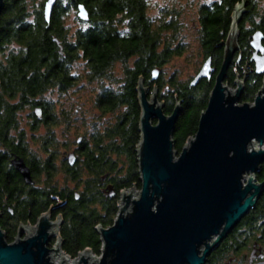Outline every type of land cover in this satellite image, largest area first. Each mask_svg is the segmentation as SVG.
<instances>
[{"label": "trees", "instance_id": "16d2710c", "mask_svg": "<svg viewBox=\"0 0 264 264\" xmlns=\"http://www.w3.org/2000/svg\"><path fill=\"white\" fill-rule=\"evenodd\" d=\"M47 1L6 0L0 15V226L7 241L13 242L22 224L36 225L39 217L50 211L51 219H62L59 237L64 253L76 258L89 249L101 255L103 242L97 227L113 225L123 190L141 189L137 154L141 139L139 80L143 78L149 88V97L157 87L166 114H171L176 104L181 103L173 136L175 149L180 152L198 131L217 74L202 79L196 86L191 85L195 77L182 82L172 74L165 81L164 67L174 55L181 54L182 44L173 48L170 38L163 39L162 32L175 30L176 24L173 20L164 21L156 29L147 14L148 0H69L73 9L84 5L90 18L71 37L63 25L65 9L59 1L50 21H46ZM242 1L222 0L221 5L199 8L203 63L212 56L213 65L220 70L232 13ZM253 15L259 18L258 11L246 13L252 26L264 29V20L254 22ZM246 17L243 16L239 25L242 57L239 63L235 59L225 83L236 87L237 78L243 77L241 102L252 103L263 85L264 74L255 71L249 30L242 27ZM80 59L85 64L87 79L101 84L94 104L108 120L102 130L90 134V139L78 136L79 147L72 153L77 159L74 166L61 161L70 181L77 182L76 190H71L54 181L59 146L68 149L66 146L76 143L66 139L60 143L55 131L63 125L62 136L66 137L71 113L62 109L60 102L54 104L43 96L53 89L62 93L72 88L78 79L73 65ZM118 62L123 64L120 76L113 73ZM154 70H160V74L153 82ZM26 108L30 111V130L35 132L41 127L46 130L45 135L38 137L46 157L36 155L26 129L20 128V113ZM15 157L25 161L34 185L26 184L12 166ZM256 178L264 181V163ZM80 182L82 189L78 186ZM238 227L253 228L257 234L261 233L264 243V192ZM230 245L223 241L208 264L223 259V254L232 249Z\"/></svg>", "mask_w": 264, "mask_h": 264}, {"label": "water", "instance_id": "95a60500", "mask_svg": "<svg viewBox=\"0 0 264 264\" xmlns=\"http://www.w3.org/2000/svg\"><path fill=\"white\" fill-rule=\"evenodd\" d=\"M5 2L0 0V15ZM56 3L48 0L45 4L47 22ZM245 5L243 0L234 11L222 66L198 131L180 152L175 149L173 136L181 103L166 114L157 87L149 97V88L143 78L139 80L141 139L137 154L141 189L123 190L114 224L97 227L103 242L101 258L86 249L71 260L62 250L59 237L62 219L53 221L48 211L36 225L22 224L12 243L0 226V264H206L209 254L264 192V181L256 178L264 163V82L252 103L241 102L244 78H237L234 89L225 83L240 48L239 24ZM77 9L78 17L89 21L86 7L80 4ZM263 40V33L257 31L251 42L252 60L260 75L264 74ZM214 72L210 58L191 85L210 79ZM159 74L160 70L153 71V82ZM75 162L71 154L70 163ZM11 164L26 184L34 185L22 158H13ZM55 233L58 238L50 247Z\"/></svg>", "mask_w": 264, "mask_h": 264}, {"label": "rangeland", "instance_id": "374dc122", "mask_svg": "<svg viewBox=\"0 0 264 264\" xmlns=\"http://www.w3.org/2000/svg\"><path fill=\"white\" fill-rule=\"evenodd\" d=\"M57 1H59V3H61V6L65 9L63 15V25L67 29L69 36L71 37L79 27L85 26V21H82L78 17V9L76 10L71 8L69 0ZM205 1L206 0H148L149 8L147 14L152 18L153 25L156 29L160 27L164 23V21L173 20L176 24L175 30H167L162 32L163 39L166 40L170 38L172 40L171 44L173 48H176L179 44H182L181 54L174 55L170 59L169 63L164 67L165 81H167L172 74H175L177 79L182 82L189 81L197 76L198 69L200 70L202 66V58L204 56V51L203 49H201L199 43L200 22L198 11ZM259 8L261 9V11H264V8H261V6H259ZM173 36L174 39L171 38ZM122 71L123 64L120 62L116 63L113 68V73L117 76H120L122 74ZM73 73L77 75L78 79L76 81V84L72 88L62 93L58 89H53L48 91L43 96L44 99L51 100L54 102V104L60 102V105H62V109L67 110L71 113V121L66 125L65 129L66 137L62 136L63 125L56 127L55 131L57 136H59L60 143H62L65 139L68 141L70 140L76 142L79 135H85L87 139H90V134L93 131H97L98 129L102 130L105 122L108 120V117L103 118L94 104L97 93L101 90V84L98 81H90L89 79H87L86 67L82 59H80L73 65ZM240 78L242 79L243 77ZM229 87L231 89L235 88L233 86ZM60 105L58 107H60ZM29 112L30 111L26 108L20 113L22 119L20 128L22 127L26 129L29 144L35 150V152H37L36 155L46 157L47 154L44 153V150L39 145L40 139H38L39 136L45 135L46 130L43 127L39 128L35 132L30 130ZM78 147L79 145L77 144V142L68 147L66 146V148L68 149L59 146L60 153L57 165L58 170L54 181L57 182L62 188L67 187L71 190H76L75 188L77 182L74 183L70 181L65 171H63L64 168L61 161L64 160L68 164H71L70 155L73 152H76L75 150ZM76 163L77 159L75 164ZM75 164L71 165L74 166ZM80 166L83 167L82 165ZM78 186L80 187V189H82V182H80ZM116 218L114 219V221L116 220ZM32 231H34V228H32ZM30 234H32V232ZM27 236L28 234L26 235V237ZM57 238L58 236L57 234H55L52 241L56 242ZM54 244H51L50 247H53ZM246 253L249 254L250 250H244V252L240 253L238 257L232 260L231 264H244L241 263L239 259H243V256ZM93 255L95 257L99 256L97 254ZM231 256L233 259L234 254H231ZM72 259L75 258H71V260ZM226 261L227 258L223 260L222 264H225Z\"/></svg>", "mask_w": 264, "mask_h": 264}, {"label": "flooded vegetation", "instance_id": "af4514ba", "mask_svg": "<svg viewBox=\"0 0 264 264\" xmlns=\"http://www.w3.org/2000/svg\"><path fill=\"white\" fill-rule=\"evenodd\" d=\"M222 0H206L202 6L203 7H207V8H211L212 6H214V4L218 3L221 5ZM243 2V1H242ZM237 3L234 7V11L236 9V6L241 4ZM245 14L243 16L246 17V13H249L250 11H258L259 12V18L256 19V16L253 15L254 18V22H261L262 20H264V11H261V9L259 8V6H261V8H264V0H245ZM234 11L232 13V17L234 14ZM243 18V17H242ZM242 22V20H241ZM240 22V24H241ZM244 24H243V30H249V32H247V36H248V40L250 43V52H251V57L253 58V53H254V49L251 45L252 42V36L255 32L257 31H261L264 35V29L263 28H257L252 26V21L249 18H245L243 20ZM262 23V22H261ZM239 24V25H240ZM240 30V35H241V28L239 27ZM229 34V33H228ZM228 37V35H227ZM240 37V36H239ZM227 40V38H226ZM226 40L223 42V44L226 42ZM263 46H264V40H263ZM242 57V53H240V48L239 50L236 52L235 56H234V61L232 63V65L237 61L238 63L240 62ZM207 60L211 58L212 60V69H214V74H218V72L220 70H218L214 65H213V58L212 56H208L206 57ZM236 59V61H235ZM206 60V61H207ZM254 65L255 62L254 60H252ZM231 65V66H232ZM230 66V67H231ZM249 65H247V70H248ZM221 69V68H220ZM230 69V68H229ZM229 71V70H228ZM241 223V222H240ZM240 223L238 224V226L240 225ZM238 226H236V228L232 231L231 234L228 235V237L224 240V241H228L230 242V248H232L230 251H228L227 253L223 254V260H225L227 258V261L225 262V264H231L232 260H234L236 257H238V255H240L241 253V248H243L245 251H249L250 253H246L243 256V259H239V261L241 263H246V264H264V243L261 233H258L252 228L250 229H246V228H239ZM247 233V235H246ZM249 233V234H248ZM241 234V236H240ZM245 234V235H244ZM241 238V239H238ZM233 239L235 240V242L233 241ZM231 254H234V258L232 259ZM246 260V262H245Z\"/></svg>", "mask_w": 264, "mask_h": 264}, {"label": "bare ground", "instance_id": "6f19581e", "mask_svg": "<svg viewBox=\"0 0 264 264\" xmlns=\"http://www.w3.org/2000/svg\"><path fill=\"white\" fill-rule=\"evenodd\" d=\"M121 194H122V193H121ZM120 199H121V198H120ZM252 209H253V208H252ZM252 209L250 210V212L252 211ZM250 212H249V213H250ZM249 213H248V214H249ZM248 214H247V215H248ZM247 215H246V216H247ZM246 216H245V217H246ZM245 217H244V218H245ZM244 218H243V219H244ZM243 219H242L240 222H242ZM240 222H239V223H240ZM237 226H238V225H237ZM235 228H236V227H235ZM235 228H234V229H235ZM234 229H233V230H234ZM233 230H232V231H233ZM232 231L230 232V234L232 233ZM55 234H56V233H55ZM227 237H228V236H227ZM227 237H225V238H224V239L218 244V246L214 248V250L212 251V253L209 254V256L207 257L206 264L209 263L210 256L213 254V252H215V251L220 247V245L223 243V241H224ZM10 243H12V242H10ZM242 252H244V249H243V248H241V253H242ZM58 259H61V256L58 257ZM58 262H59V261L57 260V263H58ZM222 263H223V259H221L217 264H222Z\"/></svg>", "mask_w": 264, "mask_h": 264}, {"label": "built area", "instance_id": "2783aa9c", "mask_svg": "<svg viewBox=\"0 0 264 264\" xmlns=\"http://www.w3.org/2000/svg\"><path fill=\"white\" fill-rule=\"evenodd\" d=\"M96 258L100 259V258H101V255H99V256H98V257H96Z\"/></svg>", "mask_w": 264, "mask_h": 264}]
</instances>
